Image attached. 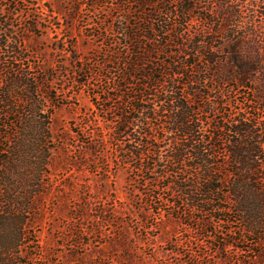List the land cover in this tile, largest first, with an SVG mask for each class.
<instances>
[{
  "label": "trees",
  "instance_id": "trees-1",
  "mask_svg": "<svg viewBox=\"0 0 264 264\" xmlns=\"http://www.w3.org/2000/svg\"><path fill=\"white\" fill-rule=\"evenodd\" d=\"M76 1L78 9L98 3ZM109 1L107 27L88 36L104 47L98 72L114 86L106 106L95 96L97 121L113 124L100 143L116 147V165L140 173L152 191L143 195L158 210L167 208L181 223L195 214L229 223L235 214L245 235L264 237V91L250 112L219 116L226 104L209 86L219 80L240 91L259 78L264 90V0ZM3 22L0 64L8 76L0 79V123L13 125L16 117L20 130L13 137L3 132L0 142V264H20L29 227L23 216L41 193L51 148L35 99L39 80L21 68L29 58ZM79 71L92 73L84 65ZM22 157L32 161L31 172L22 169Z\"/></svg>",
  "mask_w": 264,
  "mask_h": 264
},
{
  "label": "rangeland",
  "instance_id": "rangeland-1",
  "mask_svg": "<svg viewBox=\"0 0 264 264\" xmlns=\"http://www.w3.org/2000/svg\"><path fill=\"white\" fill-rule=\"evenodd\" d=\"M83 4L78 9L76 0H0V18L10 26L7 34L20 43L22 56L29 58L21 68L39 80L35 99L43 105L40 113L45 114L51 148L50 165L38 188L41 193L33 198L31 213L23 216L29 227L18 262L264 264V237L245 235L235 214L229 223L196 214L186 223L179 222L166 207L158 210L149 203L143 193L152 191L143 186L140 173L116 165V147L100 143L101 134L108 141L113 124L97 121L95 96H101L99 104L106 106L104 99L114 86L98 72L104 47L88 36L107 27L108 11L114 5L98 0L93 10ZM111 15L121 14L111 10ZM82 65L92 72L87 78L79 71ZM5 68L0 64L2 80L8 76L1 71ZM84 80L87 87H80ZM216 81L209 86L217 88L213 95L226 104L218 108L219 116L250 112L264 91L259 78L240 91L234 83ZM14 118L13 125L0 123V142L5 140L3 132L13 137L20 130ZM22 161V169L31 172L29 157Z\"/></svg>",
  "mask_w": 264,
  "mask_h": 264
}]
</instances>
